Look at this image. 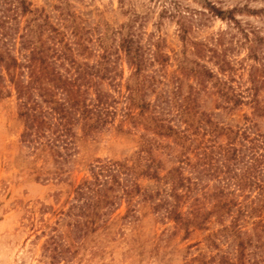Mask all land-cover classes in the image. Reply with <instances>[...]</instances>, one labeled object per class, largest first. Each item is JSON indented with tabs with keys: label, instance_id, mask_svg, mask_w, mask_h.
Listing matches in <instances>:
<instances>
[{
	"label": "rangeland",
	"instance_id": "obj_1",
	"mask_svg": "<svg viewBox=\"0 0 264 264\" xmlns=\"http://www.w3.org/2000/svg\"><path fill=\"white\" fill-rule=\"evenodd\" d=\"M213 1L224 9L264 8V0ZM26 2L29 12L18 16L17 36L28 30L31 40H40L38 45L43 41L46 47L59 51L72 48L81 64L74 67L88 66L96 79L102 78L94 80V87L109 97V110L114 114L88 135L82 122L74 125L78 140L69 151L61 147L43 150L39 144L22 140L20 103L7 82L0 95V264H264V195L253 188L238 189L226 175L212 176L213 172L202 170L203 164L190 168V164H199L192 149L200 139L190 146V139L183 142L162 137L145 121L153 115L155 104L176 129L183 130L185 117L180 118L177 109L190 98L188 105L203 114L204 120L210 118L234 131L252 127L248 130L251 137L254 133L264 135V13H237L239 28L202 15L200 11L205 9L200 0H180L178 6L162 0ZM1 3L0 15L15 23L8 9L10 3L14 7L18 2L6 0V13ZM129 35L142 46L145 57L153 60L147 74L168 75L155 92L130 93L141 78L134 77L136 67L121 47ZM261 38L257 45L255 40ZM251 50L257 59L250 56ZM12 52L16 53L13 47ZM223 60L230 65L226 72L217 64ZM195 63L217 74L232 88L234 101L242 103L234 109L227 107L214 83L198 85L193 74ZM161 66L164 68L157 72ZM70 67L68 62L59 68L67 74ZM82 90L87 92L81 99L93 105L95 88L86 85ZM145 102L152 108L141 110ZM198 114L190 122L196 124ZM228 136L225 133L219 142L225 144ZM61 153L63 157H59ZM185 157L191 162H180ZM98 162L129 166L133 178L128 185L137 184L141 193L128 204L125 197L120 198L123 192L117 187L110 195L116 200L112 209L99 208L92 220L96 229L83 230L84 236L75 227L84 219L77 213L65 217L62 212L74 203L75 188L91 178L92 167ZM248 164L239 163L238 170L244 171ZM154 171L158 178H152ZM179 172L182 178L198 179L199 187L190 199L182 191L178 212L193 220L191 212L198 207L208 214L216 210L218 202L228 204V208L231 204L222 222L214 213L202 228L185 229L163 217L167 208L176 206L170 196L171 177ZM143 194L155 198L145 202ZM232 224H236L233 230Z\"/></svg>",
	"mask_w": 264,
	"mask_h": 264
},
{
	"label": "trees",
	"instance_id": "obj_2",
	"mask_svg": "<svg viewBox=\"0 0 264 264\" xmlns=\"http://www.w3.org/2000/svg\"><path fill=\"white\" fill-rule=\"evenodd\" d=\"M16 1L18 4L11 7L13 3H10L8 9L13 12L14 16L11 20L15 23L9 22V17L6 21L7 17L4 16L3 18L0 15V67L4 72H7V74H4L0 70V95L4 93L3 89L8 82L20 103L19 116L24 121V131L22 133L24 142L34 143L35 146L39 144L38 148L43 150H48V148L56 150L61 147L67 152L78 140L77 134L73 131L74 125L82 122V126L88 135L91 134L90 132L94 128L103 125L107 116L110 117L114 114L109 110L111 107V103L108 102L109 97H103L98 88L94 87L97 86L95 81L100 82L102 78L96 79L92 69L88 66H84L82 69H80L81 66L74 67L81 64L77 63L73 55V49L69 46V48L65 47V51H59L51 46L46 47L43 41L38 45L37 43L40 40L36 42L31 40L28 30L17 36L18 30H15V28L19 23L18 16L28 13L29 8L26 0ZM167 1L171 2L173 6L180 4V0H162L164 3ZM200 1L205 9L204 12L200 11L202 15L209 14L211 17L231 22L239 28L241 26L236 16L237 13L248 12L252 15L264 13V8L260 11L236 7L224 9L213 0ZM5 2L6 0H3L4 4H2L0 0L1 8L4 10L3 13L7 12ZM188 16L191 19L194 17L193 14ZM182 31L186 33V30ZM242 32L244 33V31ZM245 35L248 40L249 35ZM262 40V38L261 41L256 39L255 42L260 45ZM17 46H19L18 49ZM12 47L15 48L16 53L12 52ZM121 47L130 64L136 67L134 77L141 78L137 86L132 88L133 92L131 88L129 89L132 96L140 92L146 95L150 93L148 90L155 92L160 85L163 86V82H165L163 77L168 75L166 72H163L161 77L156 72L147 74L148 70L146 69L149 64L152 65L153 60H148L145 57L142 46L139 45L133 35L124 38ZM250 56L257 59L254 50H251ZM156 59L159 58L156 57ZM68 62L71 63V67L66 69L67 74H63L59 67H66ZM217 64H219L221 72H226L227 68L230 67L229 63L224 62V60L221 63L217 62ZM163 68L164 66H161V69L157 72H161ZM193 74L198 85L206 87L210 82L214 83L217 94L223 99V103L227 107L232 105V109H234L242 103V100L234 101V97L230 96V92L234 94L232 88L205 65L195 63ZM253 81H255L254 77ZM86 85L95 88L96 97L93 105H89L86 98L81 99L82 94L87 92L82 90V87ZM141 86H143V89H140ZM226 88L228 89L225 91ZM179 89L180 86H177V90ZM201 90L203 89H198V92ZM255 90L257 91V86H255ZM61 95L64 97L61 98ZM163 97L161 93V99ZM166 100H162L161 103L166 102ZM233 101L234 104H232ZM188 102H190V98H187L186 105L179 104L177 109V115L180 118L185 117L183 120L185 128L183 130L176 129L168 120L167 114L164 115L163 112H158V106L155 104L152 105L154 106L152 108L150 103L145 102L142 104L141 110L152 108L151 113L153 115L148 116L145 121L158 129L157 135L159 136L175 137L183 142L190 139V146L197 144V140L200 139L198 145L192 149L199 164H190V168L203 164L202 170L208 173L213 172L212 176L226 175L228 180L234 182L238 189L253 188L257 194L264 195V135L254 133V137H251L248 130L252 127L234 131L218 125L210 118L204 120V115L194 111V107L188 105ZM154 110L158 114L154 113ZM197 114L198 121L196 124L190 122V118H194ZM132 119L135 118L132 117ZM225 133L229 134V138L225 144H222L219 142V138ZM49 134H51L50 137ZM191 136H195V139H192ZM44 138L46 139L44 140ZM60 156L63 157L64 155L61 153ZM180 162H191V159L185 157ZM204 162L206 163L204 164ZM212 162L218 163L213 164ZM248 162L250 164L246 165L245 170L240 172L238 164H247ZM128 167L116 162H98L97 165L92 167L91 178L75 188L74 203L67 212H62V214L69 217L77 213L76 216L84 219L75 223V227L80 234H83V230L86 233L89 229H96L94 227L95 222L92 220L94 216L98 215L99 208L104 206L107 209H112L116 200L115 197H110V195L117 187L123 192L120 198L125 197L128 204L134 201L135 196L140 195L141 190L137 184L128 185L130 179L133 178L130 174L132 169ZM151 167L149 166L150 169ZM180 169L182 167L176 170L180 171ZM177 174V176L173 175V178L171 177L173 184L170 193L172 199H175L176 206L167 208L163 217L185 229L191 226L202 228L214 213L217 215V220L222 222L223 218L229 213L231 204L228 208V204L218 202L216 210L208 214H204L198 207L191 212L193 213V220L184 218L178 212V206L183 197L182 191H185L186 198L190 199L189 196L194 194V191L199 187V180H194L191 177L182 178L180 172ZM151 176L152 178H158L156 171ZM154 198L152 195L143 194L145 202L154 200ZM160 207L159 205L157 208ZM128 214H130V211ZM202 215L204 216L202 217ZM235 225L232 224L230 228L233 230L236 228Z\"/></svg>",
	"mask_w": 264,
	"mask_h": 264
}]
</instances>
